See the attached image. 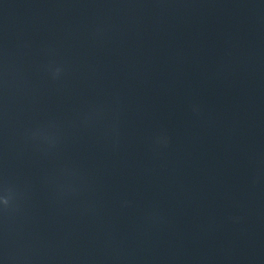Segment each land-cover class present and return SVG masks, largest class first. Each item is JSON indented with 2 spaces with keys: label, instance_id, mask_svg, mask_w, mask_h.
Wrapping results in <instances>:
<instances>
[{
  "label": "water",
  "instance_id": "1",
  "mask_svg": "<svg viewBox=\"0 0 264 264\" xmlns=\"http://www.w3.org/2000/svg\"><path fill=\"white\" fill-rule=\"evenodd\" d=\"M2 264H264V0H0Z\"/></svg>",
  "mask_w": 264,
  "mask_h": 264
},
{
  "label": "clouds",
  "instance_id": "2",
  "mask_svg": "<svg viewBox=\"0 0 264 264\" xmlns=\"http://www.w3.org/2000/svg\"><path fill=\"white\" fill-rule=\"evenodd\" d=\"M0 203L7 205L9 203V195L4 193L3 196L0 197Z\"/></svg>",
  "mask_w": 264,
  "mask_h": 264
},
{
  "label": "snow or ice",
  "instance_id": "3",
  "mask_svg": "<svg viewBox=\"0 0 264 264\" xmlns=\"http://www.w3.org/2000/svg\"><path fill=\"white\" fill-rule=\"evenodd\" d=\"M3 196V192L2 191H0V197H2ZM0 205H3L2 203H0ZM0 264H2V261H0Z\"/></svg>",
  "mask_w": 264,
  "mask_h": 264
}]
</instances>
